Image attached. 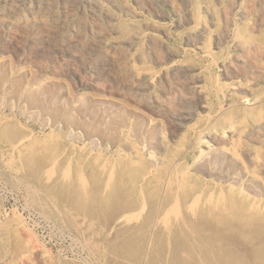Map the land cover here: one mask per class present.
Returning a JSON list of instances; mask_svg holds the SVG:
<instances>
[{
  "label": "rangeland",
  "instance_id": "1",
  "mask_svg": "<svg viewBox=\"0 0 264 264\" xmlns=\"http://www.w3.org/2000/svg\"><path fill=\"white\" fill-rule=\"evenodd\" d=\"M149 1L150 10L139 15H127L115 9L113 13L117 25L137 26L139 39L133 51L146 52V38L152 33L163 50L172 52L171 59L166 60V67L162 64L153 68L152 73L163 74L172 91L182 92L183 99L178 97L175 105L179 109L176 113L180 116L178 123L169 121L165 112L158 108L130 101L122 88L102 84L95 88L89 86L90 81L96 79V74L78 63L76 68L80 69L77 70L84 86L81 85L67 70V59L59 53L38 54L26 48L25 59L18 60L15 56L17 50L0 41V56H3L0 57V264H264V167L253 164L252 159L259 155L262 162L264 160V131L242 137L243 142L236 152L226 150L222 144L207 148L197 141L204 127H224L230 117L239 119L243 130L264 120V56L260 57L264 53V0H188L185 4L187 11L182 12L177 6L170 7L166 0ZM120 4H132V0H121ZM206 7L209 11L205 10ZM241 8H244L243 11ZM146 23H155L162 31H147ZM204 25L207 29L199 44L193 43L194 39H188ZM197 45L213 50V57L207 59L196 48ZM254 45L260 47V53H256L258 49ZM131 58L130 61L135 60V54ZM177 64L203 67V85L209 92L205 107L190 87L194 80L179 81L175 76L174 67ZM138 65L150 67L146 59ZM233 83L238 84L228 95L227 87ZM159 87L158 83L155 90L149 91L151 97L161 94ZM154 97L149 99L150 103L154 102ZM95 110L99 114L109 111V115L105 113L94 117L91 112ZM123 119L130 123H125ZM82 120L85 123L89 121L84 124ZM90 121L96 122L93 124ZM138 124L141 128H137ZM22 140L24 144L16 147ZM144 140L146 143L142 142ZM125 146L128 150L123 148ZM239 167L245 168L247 174L243 175ZM229 169L234 174L227 171ZM46 175H49L48 178ZM258 181L262 187H259ZM252 188H256L254 193ZM198 193L201 195L195 201L192 212L189 204ZM208 193L213 194L210 201L206 197ZM27 203L30 205L28 209ZM37 212L47 216L52 225ZM165 215L168 224L162 221Z\"/></svg>",
  "mask_w": 264,
  "mask_h": 264
},
{
  "label": "bare ground",
  "instance_id": "2",
  "mask_svg": "<svg viewBox=\"0 0 264 264\" xmlns=\"http://www.w3.org/2000/svg\"><path fill=\"white\" fill-rule=\"evenodd\" d=\"M121 0H0V41L3 42V44H9L13 48L17 50L14 54L18 58V60H24V52L26 48L29 50H34L38 54H51V53H59L63 58L67 59V70H69L76 79L83 85V81L81 80L79 74H78V68H76V65L79 63L81 67L88 68L92 73L96 74V79L91 80L89 86L92 87H97L99 84H102L103 86H114L117 89H123V92L127 94L128 98L130 101L135 102L140 105H149L152 107H155L158 110H161L162 112H165V117H169V121L171 120L173 123H178L179 117L176 114L177 110L175 105H176V100L177 98H182L183 96L182 92L180 90L172 91L170 84H168L169 81L167 80L166 76L161 75H156L152 73L153 68H156L162 64L167 63V59L172 56V52L169 49L163 50L156 39V35L149 33L146 40H147V50L146 52H138V51H133L136 44L137 40L139 39V34L136 30L137 26L135 24L131 25H125V24H116L117 18L115 16V13H113V9L115 10H120L125 12L127 15H139L140 12L142 11H148L150 10V1L149 0H132V4H125L121 5L120 4ZM164 1V0H163ZM168 5L170 4L171 6H177V8H180L178 10L182 11H187V7L185 4L188 3V0H166ZM190 1V0H189ZM208 1V0H207ZM219 1V0H218ZM233 1V0H232ZM261 1V0H260ZM206 2V1H205ZM227 2V1H226ZM153 3V2H152ZM196 3V2H195ZM210 3V2H209ZM228 3V2H227ZM255 3V2H254ZM262 3V2H260ZM165 4V3H164ZM197 4V3H196ZM245 4V3H244ZM251 4V2H250ZM167 5V4H166ZM198 5V4H197ZM210 5V4H209ZM208 5V6H209ZM225 5V4H224ZM207 6V7H208ZM228 6V5H227ZM233 6V5H232ZM243 6V4H242ZM241 6V7H242ZM253 6V5H252ZM153 7V6H152ZM157 7V5H156ZM205 8V10L207 9ZM246 7V6H244ZM249 7V6H248ZM262 7V6H261ZM260 7V8H261ZM162 8V7H160ZM253 8V7H252ZM264 8V7H263ZM164 9V8H163ZM232 9V8H231ZM236 9V8H235ZM242 9V8H241ZM244 9V8H243ZM242 9V11H243ZM248 9V8H247ZM156 10V9H155ZM165 10V9H164ZM230 10V9H229ZM256 10V8H255ZM158 11V10H157ZM166 11V10H165ZM176 11V10H175ZM189 11V10H188ZM202 11H204L202 9ZM207 11H209L207 9ZM206 11V12H207ZM262 12V10H260ZM264 11V9H263ZM173 12V11H172ZM246 12V11H245ZM252 12V11H251ZM250 12V13H251ZM117 13V12H116ZM149 13V12H148ZM156 13V11H155ZM154 13V15H155ZM158 13V12H157ZM162 11L159 13L161 14ZM164 13V12H163ZM177 13V11H176ZM185 13V12H184ZM202 13V12H201ZM205 13V12H204ZM209 13V12H208ZM211 13V12H210ZM227 13V12H226ZM232 13V12H231ZM239 13V12H238ZM124 14V13H123ZM158 14V15H159ZM174 14V13H172ZM189 14V13H188ZM229 14V13H228ZM241 14V13H240ZM253 14V13H252ZM164 15V14H163ZM186 15V13H185ZM260 15V14H259ZM165 16V15H164ZM179 16V15H178ZM177 16V17H178ZM189 16V15H188ZM222 16V15H221ZM220 16V17H221ZM240 16V15H239ZM158 17V16H157ZM167 17V16H165ZM164 17V18H165ZM176 17V18H177ZM183 17V16H181ZM186 17V16H185ZM191 17V16H190ZM209 17V16H208ZM242 17V16H241ZM252 17V16H251ZM160 18V17H158ZM163 18V16H162ZM184 18V17H183ZM207 18V17H206ZM255 18V15H254ZM258 18V17H257ZM208 19V18H207ZM206 19V21H207ZM231 19V18H230ZM229 19V21H231ZM188 20V19H187ZM227 20V19H226ZM248 20V19H247ZM254 20V19H253ZM125 21V20H123ZM121 21V22H123ZM139 21V20H138ZM190 21V20H189ZM251 21V19H250ZM128 22V21H127ZM132 22V21H131ZM135 22V21H134ZM178 22V21H177ZM182 22V21H181ZM184 22V20H183ZM182 22V23H183ZM186 22V21H185ZM208 22V21H207ZM226 22V21H225ZM243 22V21H242ZM175 23V22H174ZM203 23V21H202ZM201 23V24H202ZM227 23V22H226ZM251 23V22H250ZM260 23V22H258ZM264 23V22H263ZM177 24V23H176ZM212 24V23H211ZM225 24V23H224ZM248 24V23H247ZM180 25V24H179ZM226 25V24H225ZM232 25V24H231ZM201 26V25H200ZM252 26V24H251ZM250 26V27H251ZM257 26V25H256ZM259 26V25H258ZM249 27V29H250ZM261 27V26H260ZM258 27V28H260ZM145 28L148 31H162L161 29L158 28L157 24L155 23H146ZM171 28V27H170ZM178 28V27H177ZM227 28V27H226ZM207 29V26L204 25L200 28L199 31H197L194 36H190L188 39L193 40L195 44H199L201 40L203 39L204 33ZM221 29V28H220ZM229 30V29H228ZM260 30V29H259ZM225 32L228 33V31L224 30ZM249 31V30H248ZM165 33V31H164ZM188 33V32H187ZM223 33V32H222ZM221 33V34H222ZM229 34V33H228ZM191 35V34H190ZM243 35V34H242ZM213 36V35H212ZM224 36V35H222ZM169 38V36H167ZM185 37V36H184ZM221 39V38H220ZM217 40V39H216ZM222 40V39H221ZM213 41V40H212ZM237 42V41H236ZM185 43V42H184ZM187 43V42H186ZM191 43V42H190ZM214 43V42H213ZM1 44V43H0ZM162 44V43H161ZM256 44V43H255ZM170 45V44H169ZM185 45V44H184ZM234 45V44H233ZM251 45V44H250ZM2 46V45H1ZM196 46V45H195ZM232 46V45H231ZM238 46V45H237ZM252 46V45H251ZM255 46V45H254ZM3 47V46H2ZM105 47V49H104ZM214 47V46H213ZM235 45L233 46V48ZM253 47V46H252ZM4 48V47H3ZM6 48V47H5ZM202 55H204L207 59H211L213 57V50H209L205 48L204 46H198L196 47ZM250 48V47H248ZM247 48V49H248ZM256 50L258 51L256 53H260V47L255 46ZM10 49V48H8ZM165 49V48H164ZM216 49V48H215ZM262 49V48H261ZM234 50V49H233ZM250 50V49H249ZM248 50V51H249ZM251 50H255L251 48ZM263 50V49H262ZM5 51V50H4ZM33 51V52H34ZM145 51V50H144ZM240 51V50H239ZM242 51V50H241ZM246 51V50H245ZM247 51V52H248ZM14 52V51H13ZM246 52V53H247ZM252 52V51H251ZM255 52V51H254ZM263 52V51H262ZM2 53V52H1ZM11 53V52H10ZM240 53V52H239ZM242 53V52H241ZM245 53V55H246ZM255 53V55H256ZM8 54V53H7ZM135 54V60L130 61L132 58L131 56ZM174 54V53H173ZM243 54V53H242ZM241 55V57H243ZM1 55V54H0ZM9 55V54H8ZM30 55V54H29ZM52 55V54H51ZM194 55V54H193ZM239 55V54H238ZM251 55V54H250ZM253 55V54H252ZM258 55V54H257ZM260 55V54H259ZM258 55V56H259ZM6 56V55H5ZM13 56V57H15ZM27 56V55H26ZM60 56V57H61ZM233 56V55H231ZM261 56H264V53H262ZM3 57V56H0ZM12 56L10 55V58ZM33 57V56H31ZM51 58V56H48ZM174 57V56H173ZM240 57V56H238ZM255 57V56H254ZM6 58V57H5ZM30 58V57H29ZM41 58V57H40ZM233 58V57H232ZM235 58V57H234ZM253 58V57H252ZM39 59V58H38ZM46 58H44L45 61ZM61 59V58H60ZM147 61V63L150 64V67H140L138 65L140 62L143 60ZM169 59V60H170ZM251 59V58H249ZM32 60V59H30ZM40 60V59H39ZM38 60V61H39ZM242 60V59H241ZM245 61V57L243 59ZM255 60V58H254ZM253 60V61H254ZM33 61V60H32ZM48 61V60H47ZM59 61V60H58ZM228 61V60H227ZM232 61V60H231ZM252 61V60H249ZM20 62V61H19ZM36 62V61H35ZM239 62V61H236ZM247 62V61H246ZM256 62V60H255ZM258 62V61H257ZM256 62V63H257ZM46 63V62H45ZM56 63V62H54ZM61 64V62H59ZM65 63V62H64ZM138 63V64H137ZM169 63V62H168ZM227 63V62H226ZM241 63V62H240ZM254 63V62H253ZM36 64V63H35ZM44 64V63H43ZM217 64V63H216ZM221 64V63H220ZM233 64V63H232ZM238 64V63H237ZM258 64V63H257ZM26 65V64H25ZM52 65V64H51ZM55 65V64H54ZM175 65V64H174ZM219 65V64H217ZM234 65V64H233ZM243 65V64H242ZM9 66V65H8ZM7 66V67H8ZM50 66V65H49ZM53 66V65H52ZM61 66V65H60ZM240 66V65H239ZM248 67V64L246 65ZM6 67V66H5ZM66 67V66H65ZM220 67V66H219ZM225 67V66H223ZM1 68V67H0ZM38 68V67H36ZM35 68V70H36ZM44 68V67H43ZM60 68V67H59ZM63 68V67H62ZM203 67H196L193 65H188V64H177L174 67V74L177 77V79L182 80H191L193 81L192 85V90L198 94V96L201 99V104L202 106L205 107V103H207V98L209 95V92L206 90V87L203 85V80L205 78L203 74ZM239 68V67H238ZM249 68V67H248ZM7 69V68H6ZM16 69V68H15ZM78 69V70H77ZM247 70V68H244ZM243 69V70H244ZM3 70V69H2ZM11 70V69H10ZM39 70V69H38ZM62 70V69H61ZM66 70V69H65ZM87 70V69H86ZM173 70V69H172ZM221 70V69H220ZM238 71V69H236ZM245 70V71H246ZM256 69H253V71ZM264 70V69H262ZM1 71V70H0ZM5 71V70H4ZM3 71V72H4ZM15 71V70H14ZM33 71V70H32ZM42 71V70H41ZM46 71V70H44ZM50 71V70H49ZM68 71V72H69ZM228 72L230 70H227ZM235 72V70H233ZM240 71V70H239ZM261 71V70H260ZM40 72V71H39ZM47 72V71H46ZM54 72V71H53ZM57 72V71H56ZM87 72H89L87 70ZM168 72V71H167ZM166 72V74H167ZM251 72V71H250ZM258 72V71H257ZM263 72V71H262ZM6 73V72H4ZM34 73V72H33ZM38 73V72H37ZM264 73V72H263ZM7 74V73H6ZM9 74V73H8ZM41 74V73H40ZM51 74V73H50ZM87 74V73H86ZM227 74V73H225ZM247 74V73H246ZM2 75V74H1ZM37 75V74H36ZM42 75V74H41ZM40 75V76H41ZM45 75V74H44ZM169 75V74H168ZM250 75V74H249ZM258 75V74H257ZM8 76V75H7ZM28 76V75H27ZM30 76V75H29ZM39 76V75H38ZM47 76V75H46ZM56 76V75H55ZM69 76V73H68ZM67 76V77H68ZM261 76V75H260ZM24 77V76H23ZM22 77V78H23ZM64 77V76H63ZM71 77V76H70ZM86 77V76H85ZM166 77V78H165ZM190 77V78H189ZM233 77V76H232ZM252 77H254V74H252ZM257 77V76H255ZM34 78V77H33ZM39 77H37L38 79ZM83 78V77H82ZM250 78V77H249ZM263 78V77H262ZM261 78V79H262ZM4 79V78H3ZM7 79V77H6ZM5 79V80H6ZM9 79V78H8ZM21 79V78H19ZM248 79V78H246ZM258 79V78H257ZM260 79V78H259ZM264 79V78H263ZM27 80V78H26ZM31 80V78H30ZM89 80V79H88ZM3 82V80H1ZM25 81V80H24ZM77 81V80H76ZM176 81V80H175ZM222 81V80H221ZM19 82V80H18ZM17 82V83H18ZM75 82V81H74ZM159 83V89L161 94L154 97V102L150 103L149 99L152 98L151 95L149 94V91L153 90L156 85ZM171 82V80H170ZM238 82H240L238 80ZM5 83V82H4ZM24 84V82H22ZM172 83V82H171ZM243 83V82H242ZM250 83V82H249ZM253 83V82H252ZM2 84V83H1ZM32 84V83H31ZM75 84V83H74ZM77 84V83H76ZM79 84V83H78ZM194 84V85H193ZM238 84V83H237ZM235 83L231 84L230 87H227V93L228 95L232 94L234 92V85H237ZM256 84V83H255ZM3 85V84H2ZM250 85V84H248ZM1 86V85H0ZM36 86V85H35ZM79 86V85H78ZM84 86V85H83ZM82 86V87H83ZM188 86V85H187ZM186 86V87H187ZM246 86V84H245ZM254 86V85H253ZM22 87V86H21ZM77 87V86H76ZM175 87V86H174ZM241 87V86H240ZM239 87V88H240ZM46 88V87H45ZM75 88V87H74ZM103 88V87H102ZM108 87H106L107 89ZM242 88V87H241ZM42 89V88H41ZM93 89V88H92ZM100 89V88H99ZM98 89V90H99ZM104 89V90H106ZM156 89V88H155ZM154 89V90H155ZM243 89V88H242ZM247 89V88H246ZM31 90V89H29ZM101 90V89H100ZM183 90V89H182ZM108 91V90H107ZM176 91V92H175ZM45 92V91H43ZM47 92V90H46ZM55 92V91H54ZM106 92V91H105ZM156 92V91H155ZM243 92V91H242ZM51 93L52 90H51ZM113 93V92H112ZM152 93V92H151ZM194 93V94H195ZM37 94V92H36ZM40 93H38L39 95ZM43 94V93H41ZM154 94V93H153ZM156 94V93H155ZM247 94V93H246ZM35 95V94H34ZM49 95V93L47 94ZM46 95V97H47ZM51 95V94H50ZM227 95V94H226ZM264 95V94H263ZM32 96V94H31ZM37 96V95H36ZM90 96V95H89ZM126 96V97H127ZM248 96V95H247ZM35 97V96H33ZM38 97V96H37ZM43 99V96H41ZM40 97V99H41ZM119 97V96H118ZM184 97V96H183ZM39 98V97H38ZM50 98V97H49ZM91 97L90 101L93 102L94 100ZM97 98V97H95ZM125 98V97H124ZM187 99V97H185ZM39 99V100H40ZM73 99V98H72ZM102 99V98H101ZM107 99V98H106ZM106 99L104 101H106ZM113 99V98H112ZM126 99V98H125ZM183 99V98H182ZM181 99V100H182ZM259 99V98H258ZM28 97V101H29ZM87 100H89L87 98ZM85 100V101H87ZM110 101V99H108ZM115 100V99H113ZM128 100V99H127ZM239 100V99H238ZM27 101V102H28ZM50 101V100H49ZM70 101V100H69ZM101 101V100H99ZM98 101V102H99ZM102 101V102H104ZM116 101V100H115ZM190 101V100H189ZM188 101V102H189ZM234 101V100H233ZM240 101V100H239ZM33 102V101H32ZM31 102V103H32ZM36 102V99H35ZM81 102V101H80ZM101 102V103H102ZM118 102V101H117ZM30 103V104H31ZM34 103V102H33ZM38 103V102H37ZM112 103V102H111ZM123 103V102H122ZM187 103V102H186ZM190 104L192 102H189ZM188 103V105H189ZM44 104V101L43 103ZM50 104V103H49ZM77 104V103H76ZM86 104V103H85ZM84 104V105H85ZM88 104V103H87ZM86 104V105H87ZM94 104V103H92ZM100 104V103H99ZM114 104V103H113ZM111 104V105H113ZM117 104V103H116ZM120 104V102H119ZM125 104V103H124ZM134 104V103H133ZM181 104V103H180ZM195 104V103H193ZM192 104V105H193ZM254 104V103H253ZM28 105V104H27ZM46 105V103H45ZM71 105V104H70ZM74 105V104H73ZM78 105V104H77ZM95 105V104H94ZM121 105V104H120ZM139 105V106H140ZM182 105V104H181ZM184 105V104H183ZM187 105V104H186ZM191 105V106H192ZM24 106V105H23ZM32 106V105H31ZM37 106V104L35 105ZM43 106V105H42ZM90 110H91V105L89 102ZM88 106V107H89ZM100 106V105H99ZM105 106V105H104ZM194 106V105H193ZM28 107H30L28 105ZM34 107V105H33ZM32 107V108H33ZM45 107V106H44ZM43 107V108H44ZM96 107L98 105L96 104ZM110 107V106H109ZM127 107V106H126ZM178 107V106H177ZM183 107V106H182ZM36 108V107H35ZM40 108V106L38 107ZM61 108V107H58ZM75 108V107H74ZM79 108V107H78ZM84 108V107H82ZM92 108H95V106ZM101 108V107H100ZM119 108V107H118ZM122 108V107H121ZM130 108V107H129ZM128 108V109H129ZM150 108V107H149ZM34 109V108H33ZM41 109V108H40ZM39 109V110H40ZM69 109H72L69 108ZM96 109V108H95ZM132 109V108H130ZM194 109V108H193ZM197 109V108H196ZM248 109V108H247ZM20 110V109H19ZM37 110V109H35ZM43 110V109H42ZM86 110V109H85ZM94 110V109H93ZM98 110V109H97ZM95 110L94 112H91L92 114L94 113V117H99V115L103 116V114H108L109 111H104L103 113L99 114V112ZM100 110V109H99ZM105 110V109H104ZM119 110V109H118ZM123 110V109H122ZM126 110V109H125ZM124 110V111H125ZM134 110V109H133ZM183 110V109H182ZM9 111V110H8ZM18 111V110H17ZM33 111V110H32ZM51 111V110H50ZM89 111V109H88ZM92 111V110H91ZM101 111V110H100ZM128 111V110H126ZM140 111V110H138ZM142 111V110H141ZM24 112V111H23ZM58 112V110L56 111ZM65 112V111H64ZM76 112H79L76 110ZM82 112V110H81ZM136 112V111H135ZM187 112V111H186ZM185 112V113H186ZM8 113V112H7ZM27 113V112H26ZM25 113V114H26ZM70 113V112H69ZM73 113V112H72ZM88 113V112H87ZM89 113V114H91ZM118 114V112L116 111ZM125 113V112H124ZM182 113V112H181ZM180 113V114H181ZM54 114V113H53ZM80 114V112H79ZM86 114V113H84ZM111 114V113H110ZM123 114V113H122ZM132 114V113H131ZM187 114V113H186ZM189 114V113H188ZM230 114V113H229ZM77 115V113H76ZM145 115V114H144ZM143 115V116H144ZM149 115V114H148ZM185 115V114H184ZM190 115V114H189ZM54 116H56L54 114ZM58 116V114H57ZM62 116V115H61ZM80 116H82L80 114ZM84 116V115H83ZM86 116V115H85ZM88 118L91 117L90 115H87ZM112 116V114H111ZM118 116V115H117ZM131 116V115H129ZM141 116V115H140ZM158 116V115H157ZM156 116V117H157ZM186 116V115H185ZM113 117V116H112ZM121 117V116H120ZM119 117V118H120ZM133 117V115H132ZM138 117V116H137ZM188 117V116H187ZM192 117V116H191ZM224 117V116H223ZM26 118V117H25ZM52 118V117H51ZM87 118V117H86ZM93 118V116L91 117ZM118 118V117H114ZM124 118V117H123ZM56 119V118H55ZM106 119V118H105ZM137 119V118H136ZM182 119V118H181ZM187 119V118H186ZM58 120V119H57ZM81 118L79 119L78 122H80ZM84 120V119H83ZM82 120V121H83ZM97 120V119H96ZM103 120V119H102ZM109 120V119H108ZM124 120V119H123ZM167 120V118H166ZM89 121V120H88ZM87 121V122H88ZM117 121V120H116ZM120 121V120H119ZM129 121V120H128ZM127 121V122H128ZM133 121V120H132ZM137 121V120H136ZM139 121V119H138ZM155 121V119H154ZM178 121V122H177ZM84 122V121H83ZM86 122V123H87ZM91 122V121H90ZM96 121H94L95 123ZM125 122V120H124ZM125 122V123H127ZM141 122V121H140ZM144 122V121H143ZM147 122V121H146ZM160 122V121H159ZM162 122V121H161ZM164 122V121H163ZM227 125L224 127H218V128H209V127H204L201 130V133L197 139L199 145H202L204 147L210 148L214 145H223V148H225L228 151H233L236 152L238 149V146H240L242 137L250 134V133H261L264 131V120L261 122L255 123L250 129L248 130H243L239 126V119L233 117V118H228ZM9 123V122H8ZM84 122V124H86ZM93 123V122H91ZM93 123V124H94ZM102 123V122H101ZM106 123V121H105ZM115 123V122H114ZM118 123V122H117ZM130 123V121H129ZM133 123V122H132ZM157 123V121H156ZM165 123V122H164ZM182 123V121H181ZM135 124V120H134ZM147 124V123H146ZM214 124V123H213ZM24 125V124H23ZM83 125V124H82ZM109 125V124H108ZM145 125V124H144ZM158 125V123H157ZM155 125V126H157ZM85 126V125H84ZM92 126V125H91ZM115 126V125H114ZM140 124L137 125V128H139ZM152 126V124H151ZM172 126V125H171ZM177 127V125H175ZM180 126V125H179ZM80 127V126H79ZM109 127V126H108ZM122 127V126H121ZM135 127V126H134ZM146 127V126H145ZM168 127V126H166ZM182 127V125H181ZM133 128V127H132ZM141 128V126H140ZM157 128V127H156ZM171 127H169L170 129ZM83 129V127H82ZM81 129V130H82ZM86 129V128H84ZM89 129V128H88ZM87 129V130H88ZM108 129V128H107ZM149 129V127H148ZM147 129V131H148ZM175 129V128H174ZM26 130V129H25ZM86 130V131H87ZM117 130V129H116ZM137 130V129H136ZM156 130V129H155ZM134 131V129H133ZM159 129L157 130V132ZM177 131V129H176ZM85 131H83L84 133ZM89 132V131H88ZM106 132V131H104ZM131 132V131H130ZM137 132V131H135ZM145 132V131H144ZM152 132V130H151ZM168 132V131H167ZM81 133V134H83ZM173 133V132H172ZM264 133V132H263ZM86 134V133H84ZM142 132L140 133V135ZM149 134V133H146ZM153 134V133H152ZM175 134V133H174ZM105 135V134H104ZM131 135V134H130ZM139 135V136H140ZM150 135V134H149ZM157 135V133H156ZM168 135V134H167ZM171 135V134H170ZM81 136V135H80ZM100 136V135H99ZM115 136V135H114ZM120 136V135H119ZM122 136V135H121ZM138 136V138H139ZM147 136V135H146ZM173 136V135H172ZM176 136V135H175ZM88 137V135L86 136ZM85 137V138H86ZM104 137V136H102ZM110 137V136H109ZM135 137V136H134ZM165 137V136H164ZM258 137V136H257ZM28 138V137H27ZM59 138V137H58ZM82 138V136H81ZM84 138V139H85ZM91 138V137H90ZM95 138V137H94ZM111 138V137H110ZM118 138V137H117ZM122 138V137H121ZM137 138V139H138ZM174 138V137H173ZM69 139V138H68ZM101 139V138H100ZM106 139V138H105ZM124 139V138H123ZM144 139V138H143ZM259 139V138H258ZM261 139V138H260ZM90 140V139H89ZM109 140V138H107ZM120 140V139H119ZM140 140V139H139ZM160 141V139H158ZM157 140V141H158ZM114 141V140H113ZM112 141V142H113ZM147 141V140H146ZM156 141V142H157ZM172 141V140H171ZM264 141V140H262ZM111 142V144H113ZM137 142V141H136ZM143 143L145 142L142 141ZM154 142V141H153ZM155 142V144H156ZM243 142V141H242ZM258 142V141H257ZM261 142V141H260ZM98 143V142H97ZM104 143V142H103ZM139 143V142H138ZM141 143V144H143ZM146 143V142H145ZM152 143V141H151ZM264 143V142H263ZM262 143V144H263ZM24 144V140L20 141L16 147H20ZM107 144V143H106ZM124 144V143H120ZM128 144V143H126ZM108 145V144H107ZM149 145V144H148ZM157 145V144H156ZM159 145V144H158ZM100 146V145H99ZM109 146V145H108ZM107 146V147H108ZM129 146V145H128ZM140 146V145H139ZM146 146V145H144ZM155 146V145H154ZM173 146V145H172ZM179 146V145H178ZM97 147V146H96ZM111 147V146H110ZM161 147V146H160ZM176 147V146H175ZM47 148V147H46ZM125 148L128 150V147ZM141 148V147H140ZM158 148V146H157ZM164 148V147H163ZM182 148V147H181ZM248 148V147H247ZM94 149V148H93ZM105 149V148H104ZM111 149V148H110ZM151 149V147H150ZM165 149V148H164ZM163 149V150H164ZM177 149V148H176ZM219 149V148H218ZM244 149V147H243ZM246 149V148H245ZM96 150V149H95ZM153 150V149H152ZM158 150V149H157ZM196 150V149H195ZM224 150V149H223ZM225 150V151H226ZM13 151V150H12ZM31 151V150H30ZM46 151V150H45ZM65 151V150H64ZM105 151V150H104ZM133 151V150H132ZM166 151V150H165ZM203 151V150H202ZM207 151V150H206ZM214 151V150H213ZM11 152V151H9ZM74 152V151H73ZM90 152V151H89ZM158 152V151H157ZM154 151V153H157ZM199 152V151H198ZM212 152V151H211ZM248 152V151H247ZM6 153V152H5ZM14 153V152H13ZM30 153V152H29ZM160 153V152H159ZM165 153V152H164ZM221 153V152H220ZM243 153V152H242ZM254 153V152H253ZM2 154V153H0ZM66 154V153H65ZM90 154V153H89ZM146 154V153H145ZM163 154V151H162ZM205 154V153H204ZM241 154V153H240ZM249 154V153H248ZM257 154V153H256ZM255 154V155H256ZM123 155V153H122ZM150 155V154H149ZM161 155V154H160ZM208 155V154H207ZM121 156V155H120ZM251 155H249L250 157ZM262 156V154H261ZM264 156V155H263ZM134 157V156H133ZM211 157V156H210ZM237 157V156H235ZM239 157V156H238ZM248 157V158H249ZM161 158V157H160ZM207 158V157H206ZM205 158V159H206ZM86 159V158H85ZM153 159V158H152ZM150 158V160L153 162ZM227 159V158H226ZM253 164L255 163L258 166H263L264 167V160L262 162V158L260 159L259 155L258 156H253ZM168 161V159H166ZM211 160V159H210ZM215 160V159H214ZM248 160V159H247ZM246 160V163H247ZM113 161V160H112ZM116 161V159H115ZM155 161V160H154ZM158 161V160H157ZM159 161H161L159 159ZM199 161V159L197 160ZM196 161V162H197ZM203 160H201L202 162ZM252 161V160H251ZM108 162V161H107ZM114 162V161H113ZM179 162V161H178ZM200 162V163H201ZM204 162V161H203ZM215 162V161H214ZM52 163V162H51ZM102 163V162H101ZM195 163V162H194ZM211 163V162H210ZM245 163V165H246ZM250 163V162H249ZM48 164V163H47ZM58 164V163H57ZM198 164V163H197ZM196 164V165H197ZM203 164V163H202ZM61 165V164H60ZM120 165V164H119ZM154 165V163H153ZM161 165V164H160ZM164 165V164H163ZM201 165V164H199ZM237 165V164H236ZM244 165V166H245ZM41 166V165H40ZM64 167V165H62ZM68 166V165H67ZM156 166V165H154ZM198 166V165H197ZM243 166V167H244ZM66 167V166H65ZM159 167V166H157ZM204 167V166H203ZM243 167H239V169L242 168L244 171ZM251 167V166H250ZM52 168V167H51ZM55 168V167H54ZM53 168V169H54ZM80 168V167H79ZM148 168V167H146ZM151 168V167H150ZM199 168V166H198ZM205 168V167H204ZM208 168V166H207ZM210 168V167H209ZM259 168V167H258ZM149 169V168H148ZM155 169V168H154ZM191 169V168H190ZM196 170V168H194ZM223 169V168H222ZM225 170V169H224ZM223 170V171H224ZM231 170H233L231 168ZM261 170V169H260ZM54 171V170H52ZM129 171V170H128ZM144 171V170H143ZM223 171L222 175H223ZM227 171H230L227 170ZM236 171V170H235ZM241 172L242 174H245L244 172ZM6 172V171H5ZM133 172V171H132ZM213 172V171H212ZM231 172V171H230ZM239 172H236L237 174ZM247 172V171H246ZM8 173V172H7ZM48 173V172H47ZM114 173V172H113ZM196 173V172H195ZM228 173V172H226ZM232 173V172H231ZM230 173V174H231ZM235 173V174H236ZM240 173V174H241ZM250 173V172H249ZM248 173V174H249ZM209 174V173H208ZM229 174V175H230ZM234 174V173H232ZM243 174V175H244ZM247 174V173H246ZM245 174V175H246ZM210 175V174H209ZM220 175V174H219ZM47 176V175H46ZM49 176V175H48ZM47 176V178H48ZM167 176V175H166ZM208 176V175H207ZM213 176V174H212ZM221 176V175H220ZM233 176V175H232ZM238 176V175H237ZM252 176V175H251ZM134 177V176H133ZM144 177V176H143ZM185 177V176H184ZM217 177V176H216ZM222 177V176H221ZM225 177V176H223ZM240 177V175L238 176ZM250 177V176H249ZM254 177V176H253ZM264 177V175H263ZM14 178V177H13ZM50 178V177H49ZM83 178V177H82ZM146 178V177H145ZM160 178V177H159ZM177 178V177H176ZM218 178V177H217ZM232 178V177H231ZM234 178V177H233ZM232 178V179H233ZM242 178V177H241ZM240 178V180H241ZM255 178V177H254ZM215 179V177H214ZM224 179V178H223ZM230 179V178H229ZM228 179V180H229ZM237 177H235V180ZM250 179V178H249ZM256 179V178H255ZM262 179V178H260ZM46 180V179H45ZM77 180V179H76ZM245 180V179H244ZM258 180V179H256ZM255 180V181H256ZM264 180V179H263ZM262 180V181H263ZM16 181V180H15ZM20 181V180H19ZM115 181V180H114ZM227 181V180H226ZM232 181V180H231ZM234 181V179H233ZM250 181V180H249ZM252 181V180H251ZM250 181V182H251ZM260 181V180H259ZM258 181V184H260ZM73 182V181H72ZM86 182V181H85ZM187 182V180H186ZM223 182H225L223 180ZM229 182V181H227ZM248 182V180H247ZM257 182V181H256ZM255 182V183H256ZM14 183V182H13ZM27 183V182H26ZM140 183V182H139ZM142 183V182H141ZM206 183V182H205ZM245 183V182H244ZM252 183V182H251ZM251 183H247L251 185ZM254 183V184H255ZM18 184V183H15ZM235 184H238L235 182ZM246 184V183H245ZM244 184V185H245ZM252 184V185H254ZM262 184V183H261ZM260 184L259 187H262ZM12 185V184H11ZM21 185V184H20ZM27 185V184H26ZM71 185V184H70ZM141 185V184H140ZM139 185V186H140ZM257 185V184H255ZM137 186V185H135ZM242 186V185H241ZM240 186V187H241ZM11 187V186H10ZM245 187V186H244ZM248 187V186H247ZM250 187V186H249ZM253 187V186H251ZM250 187V188H251ZM246 188V187H245ZM248 188V189H250ZM108 189V188H107ZM109 188L108 190H110ZM247 189V190H248ZM256 189V188H255ZM252 188V192L255 190ZM261 189V188H259ZM264 189V187H263ZM23 190V189H22ZM29 190V189H28ZM106 190V191H108ZM251 190V189H250ZM249 190V192H250ZM10 191V189H9ZM31 191V190H30ZM38 191V190H37ZM264 192V191H263ZM17 193V192H16ZM60 193V192H59ZM107 193V192H106ZM254 193V192H253ZM2 194V193H1ZM4 194V193H3ZM29 194V193H28ZM143 194V193H142ZM195 194V192H194ZM7 195V194H6ZM16 195V194H15ZM85 195V194H84ZM88 195V194H87ZM106 195V194H105ZM200 193L195 195V198L193 202L189 204V208L192 210L194 209L195 201L198 200L197 198L200 197ZM257 195V194H256ZM18 196V195H17ZM36 196V195H35ZM152 196V195H151ZM173 196V195H172ZM246 196H249L246 194ZM261 196V194H260ZM262 196H264L262 194ZM1 197V196H0ZM13 197V196H12ZM113 197V196H112ZM207 200L210 201L213 197L212 193L207 194ZM35 199V197H33ZM176 198V197H175ZM9 199V198H8ZM19 199V198H18ZM101 199V198H99ZM200 199V198H199ZM36 200V199H35ZM89 200V199H88ZM87 200V201H88ZM261 200V199H260ZM10 201V200H9ZM92 202V201H91ZM175 203V201H174ZM19 205V204H18ZM174 205V204H172ZM6 206V205H5ZM58 206V205H56ZM175 206V205H174ZM17 207V206H16ZM27 209L30 208L29 203L26 204ZM23 208V207H21ZM163 208V207H162ZM175 208V207H174ZM262 208V207H261ZM26 209V208H25ZM168 209V208H167ZM179 209V208H177ZM181 209V208H180ZM188 209V208H187ZM189 209V210H190ZM19 210V209H18ZM23 210V209H22ZM37 210V209H36ZM166 211V210H165ZM178 211V210H177ZM196 211V210H195ZM29 212V211H28ZM31 212V211H30ZM29 212V213H30ZM36 212V211H35ZM170 212V211H169ZM21 213V212H20ZM66 213V212H65ZM211 213V212H210ZM39 216H41L44 220L48 222L49 225H52V223L48 220L49 218L45 216L42 212H37ZM180 214V213H179ZM200 214V213H198ZM20 215V214H19ZM29 215V214H28ZM13 216V215H12ZM23 216V215H22ZM209 216V215H208ZM40 217V218H41ZM247 218V217H244ZM26 219V218H25ZM30 220V219H29ZM154 220V219H153ZM165 224L167 223V215L163 217V220ZM246 221V220H245ZM46 223V222H45ZM29 225V224H28ZM27 225V226H28ZM39 225V224H38ZM54 225V224H53ZM33 226V225H32ZM168 226V225H167ZM29 227V226H28ZM43 227V226H42ZM169 227V226H168ZM20 228V227H19ZM34 228V227H33ZM51 228V227H50ZM58 228V227H57ZM53 229V227L51 228ZM1 230V228H0ZM29 230V229H28ZM57 230V229H56ZM13 231V230H12ZM58 231V230H57ZM61 231V230H60ZM23 232V231H22ZM29 232V231H28ZM62 234L61 232H59ZM195 233V232H194ZM59 234V235H60ZM7 235V234H6ZM1 236V235H0ZM24 236V235H23ZM183 236V235H182ZM64 237V236H63ZM70 237V236H69ZM1 238V237H0ZM60 238V237H59ZM64 239V238H63ZM61 240V239H60ZM59 240V241H60ZM77 240V239H76ZM90 240V239H89ZM58 241V242H59ZM75 241V240H74ZM73 241V242H74ZM62 243V242H61ZM71 243V242H70ZM76 243V242H75ZM25 244V243H24ZM81 244V243H80ZM122 244V243H120ZM71 245V244H69ZM79 245V244H78ZM42 246V245H41ZM74 247V246H73ZM76 247V246H75ZM29 248V247H28ZM71 248V247H70ZM35 250V249H34ZM39 250V249H38ZM82 250V249H81ZM250 250V249H248ZM90 251V249H89ZM45 252V251H44ZM62 252V250H61ZM66 252V251H65ZM68 252V250H67ZM228 252V251H227ZM31 253V252H30ZM15 254V253H14ZM35 254V253H34ZM228 254V253H227ZM250 254V253H249ZM69 255V254H68ZM73 255V254H72ZM86 255V254H85ZM38 256V255H37ZM92 256V255H91ZM144 256V255H142ZM223 256V255H222ZM227 256V255H226ZM252 256V255H251ZM65 257V256H64ZM83 257V256H82ZM85 257V256H84ZM11 258V257H10ZM35 258V257H34ZM20 259V258H19ZM79 260V259H78ZM85 260V258H84ZM84 260L82 262H84ZM87 260V259H86ZM89 260V259H88ZM167 260V259H166ZM25 261V260H24ZM252 261V260H251ZM23 262V261H22ZM30 262V260H29ZM19 263V262H18ZM24 263V262H23ZM85 263V262H84ZM89 263V262H88ZM86 263V264H88ZM251 263V262H250ZM249 263V264H250ZM20 264V263H19ZM42 264V263H41ZM92 264V263H91ZM103 264V263H102ZM213 264V263H210Z\"/></svg>",
  "mask_w": 264,
  "mask_h": 264
}]
</instances>
